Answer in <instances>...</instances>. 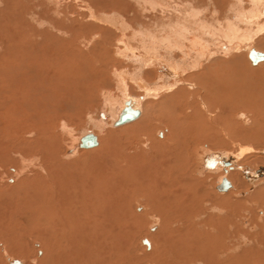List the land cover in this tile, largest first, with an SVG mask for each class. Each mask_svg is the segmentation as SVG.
<instances>
[{
  "label": "rangeland",
  "instance_id": "rangeland-1",
  "mask_svg": "<svg viewBox=\"0 0 264 264\" xmlns=\"http://www.w3.org/2000/svg\"><path fill=\"white\" fill-rule=\"evenodd\" d=\"M242 1L245 8L249 7L246 0ZM187 2L194 3L192 6L199 9L200 13L202 12L199 15L200 19L198 17L196 20L197 24L190 27L193 28L191 38H195V35L200 33L195 30L200 23H203L204 26L208 24L209 27H218L222 23L224 25L227 20L236 21L228 11L230 4L238 3L235 0H215V2L213 0H0V264H9L7 260L9 258L21 261V264H38V261L44 257V251L42 242L33 236L42 233L45 234L43 237L46 241L49 238L47 242L51 245L49 247L55 250V255L50 257L49 262L45 264H60L59 261H62L61 264H65L66 259L69 260L66 264H69L70 261L75 264L76 262L77 264H92L93 260H95L93 264H151L150 260L158 262L159 259L161 262L164 261L163 264H166L176 257L175 260L168 263L199 264V258H206L205 260L210 261V264H222L223 261H226L223 264H264V244L256 242L255 245H252L254 241L250 243V238L246 237L249 232L245 230L240 234L243 229H248L245 225H243L244 228L241 226L244 218L248 217L243 210L244 207L229 197L218 198L220 193L215 190V185L218 183L217 177L222 171L219 168L216 171L210 170L214 159H218V157L229 159L228 157L239 154H242V158L234 159L237 161L235 164L241 169V171L236 170L238 172L235 173L237 180L238 178L243 179V175L247 176L248 173L261 166L264 167V159H257V157L264 156V63H260L256 67L248 64L251 69H254L252 71L246 69L242 59L231 63L232 56L242 55L243 57V54H246L242 50L243 48L237 51L233 46L226 44L227 49L232 48V51H228L225 55L216 53L218 46L214 41L216 38L213 39L205 29L201 42H204L202 45L208 49L207 52L211 50L209 53L213 54L207 53L203 58V73L199 74L198 69L187 68L182 73L183 75L176 80L167 77L165 69L169 64L183 66V69H186L189 61L191 62V57L187 60L186 57H183L184 48L173 47L176 34H173L175 31L172 27L177 21V16L186 15L183 13V9ZM225 4L228 5L227 8ZM216 6L221 8V13H217ZM205 8L212 14L204 10ZM212 11H216V14L214 13V15ZM245 27L240 24L241 29H245ZM176 29L179 28L176 27ZM162 30H164L163 33ZM166 39L169 40L162 42ZM253 39L250 44L264 52V33ZM246 43L248 44L245 42L241 46L245 47ZM178 73L181 72L178 71ZM186 75H190L192 78H188ZM186 79L189 82L192 80L201 82L202 85L208 87L205 99L206 106L209 108L208 112L200 107V98H197L196 101L190 99L187 103L186 98L192 92L191 88H187L182 83ZM173 83L175 85L171 88L174 90L168 93L166 88L172 86ZM158 88L160 92L155 95L154 90H158ZM240 88L241 90H239ZM125 100H130L131 103L133 102L132 104L136 105H134L135 107H138L142 113L141 117L125 125L114 127L115 115L123 109ZM246 112H249L254 119L251 130L248 129L251 125L247 119L242 123L243 127L238 124L240 120L247 117V115L244 116ZM240 113L241 115H239ZM191 114L194 115L191 116ZM179 115L181 118L178 121ZM153 118L160 119H157L160 122H152ZM169 119L182 123H178L181 126L173 122L170 123L175 126L174 132L169 142L165 143L163 140L169 131L166 127L164 128V124ZM147 123L148 125H146ZM129 127L130 129H128ZM46 128H48L47 131ZM147 130L148 133H146ZM163 130L164 135H162ZM87 133L98 137L100 143L97 148L91 150L78 148L77 140ZM225 135L226 137H224ZM11 138L15 140L12 141ZM172 138L173 140H171ZM206 139L210 140L209 143L213 144V147L205 144L206 148L209 147V151L208 156L203 157L204 153L196 145ZM53 140H57L56 143ZM241 146L249 148L250 152L248 150L242 153L236 151ZM188 147L189 149H187ZM137 159L141 160L140 162H143L144 165ZM146 159L149 163L145 161ZM138 163L139 167H137ZM114 166L115 168H112ZM182 166L187 167L182 169ZM198 166L203 169L195 170ZM133 168L136 170L133 171ZM154 168L157 170V172L154 170L156 173L153 171ZM245 169H248L247 174L244 173ZM168 170L169 172L165 173ZM202 171L210 172L212 176L204 187L197 182H192L194 176L202 175L200 174ZM162 172L166 177L169 176L172 180L176 179V182L180 175L183 176L182 178L189 176L192 179L191 184L188 187L185 186L191 204L187 203L185 206L179 202L169 203L166 197L156 195L154 180L156 176L164 175ZM213 172L215 174H212ZM216 172L220 173L216 174ZM127 174L132 177L128 179ZM149 174L152 177H149ZM229 175L230 173L227 176ZM115 177L119 178V180L116 179L119 184L116 180L113 181ZM240 182L241 190H246V185L242 181ZM127 184L133 185V188L129 189ZM177 186L179 185L177 184ZM45 194L46 196H44ZM138 194L144 198L149 197L150 199H147L152 200L151 202L154 200L156 214L154 212L153 214L155 216H151L150 213L142 217L144 220L137 217L142 213L144 215L146 211L144 205L136 204V200L140 197ZM127 195L128 197H126ZM152 195L154 199H152ZM89 196L90 198H86ZM164 202L165 204H163ZM46 203H51L50 205L53 204L54 207ZM91 203H93L95 211ZM24 206L26 207L24 208ZM140 207L141 211L138 209ZM50 210L52 213L49 212ZM84 210L86 214L89 213L87 216L83 213ZM91 210L96 214L94 216L96 220L100 217L98 222L94 219V213ZM258 210L255 209L253 214L260 217ZM102 211L105 212L102 213L103 217L98 214ZM203 211L206 213L204 221L208 222L207 226H204V230L209 228L214 232L208 235L195 227L194 229L200 232V236L195 234L192 239H190L192 235L190 238L181 236V232L186 226L188 228L190 223L204 217L201 216ZM197 212L200 213L201 218L196 217ZM12 213L15 214L12 215ZM44 214L45 216H43ZM74 214L76 215L74 216ZM102 214L100 213V215ZM77 215L79 216L76 217ZM41 216L44 218L43 220ZM207 216L210 218L208 219L210 222L206 220ZM84 217H87L89 221ZM77 218L80 219L78 222ZM62 219L64 222L60 221ZM53 220L54 223H52ZM94 221L102 222L99 223L101 225L97 224L96 226ZM65 223L68 224L66 225L68 229ZM74 223H77L76 227L75 229L72 227L73 231H71V225ZM102 223L103 225L108 223V225L104 227ZM167 223L169 224L167 225ZM58 224L60 227L57 226ZM158 224L159 228H163V234L169 237L166 247L170 252L166 247L164 250L159 247V253L154 255L153 259L145 260L143 255L150 252V249L145 247L142 241L145 240L149 245L151 244L150 235L159 230ZM231 225L235 226L234 233L238 235L231 233L232 236H230ZM40 226H42L41 231ZM47 229L49 230L47 231ZM53 234H56L55 237ZM50 238L54 239L50 240ZM51 241L58 242L50 244ZM62 243L63 245H61ZM88 245L91 249H88ZM56 246L63 254L55 248ZM180 246L181 249H178ZM223 246L233 248L236 259H232L234 256L226 259V256H221L219 250H222ZM211 249L217 254L214 251L213 254L206 252ZM53 250L52 252H54ZM10 251L12 253L23 252L26 256L16 257L11 255ZM93 251L95 252L93 253ZM171 252L173 255H169V253L172 254ZM86 253L91 256H85ZM56 254L58 257L60 254L63 256L58 258ZM237 254H243L242 258ZM179 256L180 262L177 263ZM60 258L61 260H59ZM52 259H55L54 263H52ZM72 262L70 264H74Z\"/></svg>",
  "mask_w": 264,
  "mask_h": 264
},
{
  "label": "bare ground",
  "instance_id": "bare-ground-1",
  "mask_svg": "<svg viewBox=\"0 0 264 264\" xmlns=\"http://www.w3.org/2000/svg\"><path fill=\"white\" fill-rule=\"evenodd\" d=\"M166 1V0H165ZM214 2H215V0H213ZM225 1H227V0H225ZM232 1V0H231ZM236 2L238 1V3H234V4H230V6H229V12H230V14H231V16L232 17H234L235 18V20L236 21H230V20H227V22L226 23H224V25H223V23H222V25H219L218 27H214V26H212V27H209L208 26V24H207V26L209 27H207V26H204L203 25V23L201 24L200 23V21H198L200 24H199V26H196L194 29L196 30V31H198V32H200L199 34L197 33L194 37L195 38H191L190 37V35H191V32H192V29L193 28H190L191 27V25H193V24H197V22H196V20H197V18L199 17V15L202 13H200L199 11V9H196L195 7H193L194 5V3H188L187 2V4H186V7L183 9V13L184 14H186L185 16H183L182 14L181 15H179V16H177L178 18H180L179 20H178V18H177V21H176V23L174 22V25H173V27H172V24H171V27L174 29V31H175V33H173V34H176V37H174V39H175V42L173 43V44H175V45H173V47L174 46H179L178 48L179 49H181V48H184V56L183 57H186V60L187 59H189V57H191V62L189 61V63H188V65H187V67H186V69L184 68L183 69V66L181 67V66H172V65H168L167 66V69H165V74H166V76L167 77H170L172 80H176V79H178V78H180V76L181 75H183L182 73H184L185 72V70H187V68H189V69H191V70H193V69H198V71L200 72L199 74H201V73H203L202 72V67H203V58L207 55V53L209 54V55H212L213 53H209L210 51H208L207 52V48L206 47H204V45H202V43H204V42H201L202 40V34H203V31L206 29V31H207V33L209 34V35H211L212 37H213V39L214 38H216L214 41H216L217 42V50H216V53L218 52L219 54H222V55H225L228 51H232V48H228L227 49V45L226 44H229V45H231V46H233L237 51L238 50H241V48H243L242 50L243 51H245L246 52V54H243V57H242V55H240V56H236V55H234V56H232L231 57V63H236L237 61H238V59H242L243 60V63H246V61H247V64H250L251 65V63H250V61H249V59H248V53H249V51L251 50V49H254L256 52H260V53H262L263 54V58H264V52L263 51H260L259 49H257V47H255V46H252L250 43H251V41L252 40H254L253 38H256L257 37V35H262L263 33H264V0H246V2H248L249 3V7H247V8H245L244 7V5H243V1L242 0H235ZM230 2V1H229ZM228 2V3H229ZM182 5L184 4V3H181ZM154 5V4H153ZM193 5V6H192ZM217 5V4H216ZM224 5V4H223ZM196 6V5H195ZM225 6H226V4H225ZM228 6V5H227ZM227 6H226V8H227ZM214 7V6H213ZM215 8H217V13H221V8L220 7H218V6H216ZM204 10H206V8L204 9ZM179 11V10H178ZM207 11V10H206ZM211 11V10H210ZM207 12H209V11H207ZM213 12V11H212ZM216 12V11H215ZM215 12H213V14L215 13ZM209 13H211V12H209ZM228 13V12H227ZM212 14V13H211ZM216 14V13H215ZM214 14V15H215ZM175 15H176V13H175ZM222 15V14H221ZM221 15L219 16V18L221 17ZM162 16V15H161ZM203 16V15H202ZM174 17V16H173ZM201 17V16H200ZM200 17L198 18V19H200ZM233 19V18H232ZM216 21H217V19H215ZM262 22H261V21ZM214 21V20H213ZM226 21V20H225ZM202 22H203V20H202ZM219 23H220V20L218 21ZM217 22V23H218ZM189 23V24H188ZM240 24L241 25H245L246 27H245V29H241L240 28ZM127 25V24H126ZM176 27L177 28H179V29H176ZM193 27V26H192ZM207 27V28H206ZM166 28H168V27H166ZM161 29V28H160ZM172 29V30H173ZM163 31L164 30H162V33H163ZM166 31V30H165ZM169 31V30H168ZM172 32V31H171ZM170 35V34H169ZM175 36V35H174ZM200 38V39H199ZM161 39V38H160ZM171 39V38H170ZM258 39V38H257ZM169 40V39H168ZM167 39H166V41H162V42H167L168 41ZM171 41V40H170ZM152 42V41H151ZM201 42V43H200ZM245 42H248V44L245 46V47H242L241 46V44H243V43H245ZM261 42V41H260ZM153 44V43H152ZM161 45V44H160ZM216 45V44H215ZM151 47V46H150ZM169 48V47H168ZM168 48H166V49H168ZM176 48V47H175ZM170 49V48H169ZM172 49V48H171ZM178 49V50H179ZM183 50V49H182ZM169 51V50H168ZM181 52V51H180ZM167 53V52H166ZM170 53V52H169ZM181 53H183V52H181ZM170 55V54H169ZM172 55V54H171ZM45 56V55H44ZM25 57H27V56H25ZM157 57V56H156ZM155 58V57H154ZM206 59V58H205ZM214 59V58H213ZM244 59H245V61H244ZM33 60V59H32ZM242 62V61H241ZM162 63V62H161ZM260 63H264V59H263V61H261V62H259L258 64H256L255 66H253V65H251L252 67H256V66H259L260 65ZM184 65V64H183ZM21 66V65H20ZM236 66V65H235ZM249 66V65H248ZM104 67V66H103ZM233 67V66H232ZM166 68V67H165ZM182 69V70H181ZM237 69V68H236ZM179 72H181L180 74L178 73V71ZM248 70V69H247ZM197 71V70H196ZM231 72V71H230ZM29 73V72H28ZM53 73V72H52ZM118 74V73H117ZM198 74V75H199ZM235 74V73H234ZM53 75V74H52ZM164 75V74H163ZM186 76H188V75H186ZM188 78H192L190 75L188 76ZM203 79V78H202ZM182 80V79H181ZM197 80H198V78H197ZM200 80V79H199ZM202 81V80H201ZM144 83V82H143ZM183 85H185L187 88H191V92H192V94L190 95V96H188L187 98H186V101H187V103H189V101H190V99L192 100H194V101H196V99L197 98H200V102H199V105H200V107L202 108V110L204 109V111L205 112H208L209 111V108H208V106H206V103H205V99L207 98V92H208V90H207V88L208 87H206V86H204V85H202L201 84V82L199 83L198 81H194V80H192V82H189L187 79L186 80H183ZM27 84V83H26ZM193 84H194V86H193ZM224 84V83H223ZM143 85V84H142ZM141 85V86H142ZM175 84L173 83V85L172 86H169V87H167L166 89H168L167 91H168V93H170V92H172L174 89H172L173 88V86H174ZM39 86V85H38ZM172 87V88H171ZM193 87V88H192ZM141 88H143V86L141 87ZM254 88V87H253ZM4 89H5V87H4ZM40 89V88H39ZM161 89H164L163 87H161ZM165 89V90H166ZM210 89V88H209ZM238 89V88H237ZM239 90H241V88L239 89ZM242 90H243V88H242ZM252 90V89H251ZM20 92V91H19ZM42 92V91H41ZM154 92H156V94L155 95H157L158 94V92H160V89L158 88V90H154ZM174 92H177V91H174ZM223 92V91H222ZM24 93V92H23ZM249 93V92H248ZM28 94V93H27ZM173 94V93H172ZM19 95V94H18ZM26 95V94H25ZM201 95V96H200ZM245 95V94H244ZM32 96V95H31ZM3 97V96H2ZM7 97V96H6ZM26 97H28V96H26ZM204 97V98H203ZM192 100V101H193ZM199 100V99H198ZM33 101V100H32ZM41 101V100H40ZM109 101V100H108ZM111 101H112V99H111ZM128 101H130V100H128ZM125 102H126V100H125ZM124 102V103H125ZM26 103V102H25ZM133 103V102H132ZM131 102H130V104H131V108L132 109H136V110H138V107H135L136 105L135 104H132ZM40 104V103H39ZM113 105V104H112ZM135 105V106H134ZM33 106H35V105H33ZM43 106H45L44 104H43ZM210 106V105H209ZM27 107V106H26ZM41 108V107H40ZM44 108V107H43ZM3 109V108H2ZM207 109V110H206ZM47 110V109H46ZM228 110V109H227ZM9 111V110H8ZM12 111V110H11ZM23 111H24V109H23ZM44 111H45V109H44ZM210 111H211V109H210ZM236 111V110H235ZM121 112V111H120ZM120 112L118 113V114H116L115 116H116V119L118 118V116H119V114H120ZM173 112H174V110H173ZM6 113H8V112H6ZM175 113V112H174ZM14 114V113H13ZM141 112H140V115L138 116L139 118L141 117ZM210 114V113H209ZM208 114V115H209ZM254 114H256V113H254ZM24 115V114H23ZM44 115V114H43ZM194 114H191V116H193ZM239 115H241V113L239 114ZM247 115V117L244 119L243 118V120H240L239 122L241 123H238L239 125H240V127L242 126V123H244L245 121H246V119L247 120H249L250 121V125L251 124H253V117H252V115H250L249 114V112H246L245 113V115L244 116H246ZM187 116V115H186ZM218 116V115H217ZM32 117V116H31ZM31 117H29V118H31ZM34 117V116H33ZM41 117V116H40ZM155 117V116H154ZM167 117V116H166ZM55 118H57V117H55ZM151 118V117H150ZM150 118H149V122H150ZM179 118H181V116L179 115L178 116V121L180 120ZM199 118V117H198ZM32 119V118H31ZM57 119H59V118H57ZM137 119V118H136ZM135 119V120H136ZM158 119V118H157ZM155 119V118H153V121L152 122H157L158 120H160V119ZM5 120V119H4ZM55 120V119H54ZM139 120V119H138ZM146 120V119H145ZM144 120V123L146 122ZM152 120V119H151ZM177 120H172V119H169V121L166 123V122H164V123H166V124H164V128L166 127L167 128V130L169 131H167L168 132V134H166L167 136L165 137V136H163V137H165V139L163 140L165 143H166V141H168L169 142V140H170V137H172V133L174 132V127L175 126H173L175 123L178 125V121ZM116 121V120H115ZM162 121V123H163V120H161ZM44 122V121H43ZM53 122V121H52ZM133 122V121H132ZM148 122V123H149ZM158 122H160V121H158ZM174 123L173 125H170V123ZM211 122V121H210ZM237 122V121H236ZM135 123V122H134ZM143 123V124H144ZM148 123L146 124V125H148ZM162 123H161V125H162ZM182 122H180L179 124H181ZM55 124V123H54ZM114 124V123H113ZM139 124V123H138ZM125 125V124H124ZM150 125V124H149ZM153 125H154V123H153ZM42 126V125H41ZM178 126H181V125H178ZM138 127V126H137ZM159 127V126H158ZM161 127V126H160ZM173 127V128H172ZM243 127V126H242ZM251 127H252V125L248 128L249 130H251ZM132 128V127H131ZM153 128V127H152ZM21 129V128H20ZM47 129L48 128H46V131H47ZM128 129H130V127L128 128ZM147 129H149V128H147ZM151 129V128H150ZM179 129V128H178ZM22 130H25L24 128H22ZM244 130V129H243ZM6 131V130H5ZM42 131V130H41ZM226 131V130H225ZM22 132V131H21ZM144 132V131H143ZM183 132V131H182ZM230 132V131H229ZM3 133H4V131H3ZM42 133H43V131H42ZM145 133V132H144ZM143 133V134H144ZM146 133H148V130L146 131ZM149 133H151L150 131H149ZM223 134V133H222ZM145 135H147V134H145ZM149 135V134H148ZM162 135H164V130H163V134ZM43 136V135H42ZM84 136V135H83ZM95 136V135H94ZM176 136V135H175ZM209 136V135H208ZM11 137V136H10ZM147 137V136H146ZM151 137V136H150ZM153 137V136H152ZM205 137V136H204ZM224 137H226V135L224 136ZM252 137V136H251ZM16 138H17V136H16ZM57 138V137H56ZM54 139V138H53ZM96 139H97V142H98V145L96 146V147H94V148H91V149H95V148H97L98 146H99V139H98V137L96 136ZM155 139H156V137H155ZM11 140L12 141H14L15 139H12L11 138ZM152 140V139H151ZM161 140V139H160ZM171 140H173V138L171 139ZM176 140V139H175ZM185 140V139H184ZM37 141V140H36ZM55 143H56V141L55 140H53ZM155 141V140H154ZM178 141V140H177ZM183 141V140H182ZM194 141H196V140H194ZM209 139H206V140H204V141H202V142H200L199 144H197L196 146L198 147L199 146V150L202 152V153H204L202 156L203 157H205V156H208V151H209V147H213V144H211V143H209ZM223 141V140H222ZM16 142V141H15ZM77 142H79V139L77 140ZM186 142V141H185ZM197 142V141H196ZM37 143H38V141H37ZM36 143V144H37ZM51 143V142H50ZM154 143V142H153ZM162 143V142H161ZM171 143V142H170ZM21 144V143H20ZM32 144V143H31ZM35 144V145H36ZM49 144V143H48ZM53 144V143H52ZM150 144V143H149ZM175 144V143H174ZM188 144H190V143H188ZM205 144H207L209 147L208 148H206L205 146ZM12 145V144H11ZM34 145V146H35ZM137 145H139V144H137ZM160 145V144H159ZM205 145V146H204ZM27 146V145H26ZM30 146V145H29ZM54 146V145H53ZM78 146V145H77ZM195 146V147H196ZM22 147V146H21ZM139 147V146H138ZM155 147H157V146H155ZM184 148H186V147H184ZM10 149V148H9ZM22 149V148H21ZM90 149V150H91ZM171 149V148H170ZM187 149H189V147L187 148ZM20 150V149H19ZM47 150V149H46ZM58 150V149H57ZM86 150H89V149H86ZM145 150V149H144ZM143 150V151H144ZM147 150V149H146ZM157 150V149H156ZM249 151L250 152V149L249 148H242V146L238 149V150H236V151H238L239 153H242V152H244V151ZM149 151V150H148ZM212 151V150H211ZM214 151V150H213ZM212 151V152H213ZM14 152V151H13ZM34 153V152H33ZM48 153V152H47ZM146 153V152H145ZM229 153V152H228ZM25 154V153H24ZM126 154V153H125ZM153 154H154V152H153ZM185 154V153H184ZM227 154V153H226ZM235 154V153H234ZM233 154V155H234ZM263 154V153H262ZM131 155V154H130ZM192 155V154H191ZM197 155V154H196ZM22 156V155H21ZM132 156V155H131ZM135 156V155H134ZM137 156V155H136ZM189 156H190V154H189ZM242 156V154L240 155H238V156H232V157H228L229 159H231L232 160V162H233V164L234 163H236L237 161L236 160H234L235 158L236 159H239L240 157ZM23 157V156H22ZM21 157V158H22ZM147 157V156H146ZM163 157V156H162ZM181 157V156H180ZM192 157V156H191ZM158 158H160V157H158ZM164 158V157H163ZM173 158V157H172ZM189 158V157H188ZM242 158V157H241ZM157 159V158H156ZM220 159H222V161H223V159L224 160H227L228 161V159H225V158H223V157H220ZM257 159H264V156H261V157H257ZM130 160V159H129ZM128 160V161H129ZM132 161H133V159H131ZM135 161H136V159H134ZM140 160V159H139ZM148 159H146L145 161H147ZM189 160V159H188ZM190 160H191V158H190ZM127 161V162H128ZM137 161H138V159H137ZM141 161V160H140ZM140 161H138V162H140ZM143 161V160H142ZM149 161H151V160H149ZM154 160H152L151 162H153ZM236 161V162H235ZM123 162H125V161H123ZM122 162V163H123ZM126 162V163H127ZM164 162V161H163ZM168 162V161H167ZM126 163H124V164H126ZM135 163V162H134ZM140 163H142L143 164V162H140ZM147 163H149L148 161H147ZM184 163V162H183ZM189 163V162H188ZM132 164H133V162H132ZM137 164V163H136ZM146 164V163H145ZM155 164V163H154ZM154 164L152 165L153 167H154ZM158 164V163H157ZM165 164V163H164ZM231 164V163H230ZM121 165V164H120ZM134 165V164H133ZM133 165H131V166H133ZM141 165V164H140ZM144 165V164H143ZM142 165V166H143ZM147 165V164H146ZM150 165V164H149ZM183 165V164H182ZM190 165V164H189ZM200 165V164H199ZM117 166V165H116ZM125 166V165H124ZM123 166V167H124ZM128 166V165H127ZM152 166H151V168H152ZM218 166V165H217ZM216 166V167H217ZM120 167V166H119ZM137 167H139V163H138V166ZM137 167H135V168H137ZM156 167V166H155ZM181 167V166H180ZM183 167L185 168V167H187V166H182V169H183ZM111 168V167H110ZM112 168H115V166L114 167H112ZM120 168H122V167H120ZM141 168V167H140ZM145 168V167H144ZM147 168V167H146ZM149 168V167H148ZM151 168H150V170H151ZM158 166H157V170H158ZM164 168H165V166H164ZM167 168V167H166ZM189 168V167H188ZM187 168V169H188ZM43 169V168H42ZM126 169V168H125ZM134 169V168H133ZM132 169V170H133ZM139 169V168H138ZM167 169H169V168H167ZM177 169V168H176ZM198 169H203V167H201L200 168V166H198L195 170H197L198 171ZM220 169V168H219ZM219 169H217V170H219ZM227 169V168H226ZM225 169V170H226ZM258 169V168H257ZM257 169L256 170H253V172L251 171L250 173H248V175L247 176H244L243 175V179H239L238 178V180H237V177H236V174L235 173H238V172H232V173H230V175L229 176H227V180L226 181H228V183L230 184V190H228V191H223V192H219L220 194H218V198H224V197H229L230 199H233V200H236L237 201V203H239V204H241L242 205V207H244L243 208V210L246 212V216H248V217H246V218H244V221H242L241 222V226L243 227V225H245V227L246 228H248V229H243L241 232H240V234L241 233H243L244 232V230L246 231V232H249V234L248 235H246V237L247 238H250V240H251V242L250 243H252L253 241V243H252V245L254 244H256V242L259 244H264V167H262V169H261V172L263 173V174H261V175H256L257 174ZM114 170V169H113ZM131 170V169H130ZM136 169H134L133 171H135ZM155 170V168L153 169V171ZM157 170H155L156 172H157ZM165 170V169H164ZM154 171V172H155ZM160 171H162L161 169H160ZM186 171V170H185ZM216 171V170H215ZM221 171H223V170H221ZM227 171V170H226ZM123 172V171H122ZM127 172V171H126ZM126 172H125V174H126ZM155 172V173H156ZM164 172V171H163ZM162 172V173H163ZM167 172H169V170L168 171H166L165 173H167ZM146 173H147V170H146ZM149 173V172H148ZM151 173V172H150ZM159 173V172H158ZM176 173V172H175ZM217 173H220V172H216V174ZM120 174V173H119ZM130 174V173H129ZM131 174H132V172H131ZM164 174V173H163ZM200 174H202V175H197V176H194L193 177V179L194 180H192L189 176H187V177H184V178H182L183 176H179L180 178H177V182L175 181L176 179H174V180H172V179H170V177L168 176V177H166V175L164 174V175H158V176H156L155 177V183H156V191H157V193H156V195H158V196H164V197H166L167 198V200H169L168 202L170 203V202H174V203H178L179 202V204L181 203V204H184L185 206H187L186 204L187 203H190L191 202V200H189V193H188V191H187V188L186 187H188L190 184H191V180H192V182H197V183H199L200 185H202L203 187H204V185L208 182V179L209 178H212V176L210 175L211 173L210 172H205V171H202V172H200ZM212 174H215L214 172L212 173ZM128 175V174H127ZM184 175V174H183ZM188 175H189V172H188ZM192 175V174H191ZM190 175V176H191ZM118 176V175H117ZM116 176V177H117ZM146 176V175H145ZM148 176V175H147ZM152 177V175L151 174H149V177ZM160 176V177H159ZM184 176H186V174L184 175ZM215 176V175H214ZM219 177H217V175H216V177L219 179V181L217 180V182L220 184V181H221V179H222V177H225V176H223L222 175V173L220 174V175H218ZM36 177V176H35ZM114 178V182H115V180L117 179V178ZM119 177V176H118ZM132 177V176H131ZM131 177H129V175H128V179L129 178H131ZM242 177V176H241ZM134 178V177H133ZM200 178V179H199ZM106 179V178H105ZM148 179H150V178H148ZM112 180V179H111ZM117 180H119V178L117 179ZM117 180H116V182H117ZM104 181V180H103ZM131 181V180H130ZM150 181V180H149ZM240 181H242L245 185H246V187H247V189L246 190H244V191H242L241 190V182ZM32 182V181H31ZM120 182H123V181H121L120 180ZM132 182H133V180H132ZM135 182V181H134ZM118 184H119V181L117 182ZM155 183H154V185H155ZM216 183V182H215ZM217 183V184H218ZM24 184V183H23ZM110 184V183H109ZM116 184V183H115ZM124 184V183H123ZM177 184L179 185V186H177ZM216 184V185H217ZM117 185V184H116ZM124 185H126V183L124 184ZM128 185V184H127ZM132 185V184H131ZM216 185H215V188H217L216 187ZM56 186V185H55ZM85 186V185H84ZM101 186H103L102 184H101ZM113 186V185H112ZM129 186V185H128ZM136 186V185H135ZM139 186V185H138ZM146 186V185H145ZM186 186V187H185ZM78 187V186H77ZM94 187V186H93ZM115 187V186H114ZM122 186L120 185V188H121ZM130 187H132L133 188V185L132 186H129L128 188L130 189ZM199 187V186H198ZM214 187V186H213ZM66 188V187H65ZM88 188V187H87ZM108 188V187H107ZM123 188H125V186H123ZM135 188V187H134ZM206 188H208V187H206ZM105 189V188H104ZM111 189H112V187H111ZM136 189H138V188H136ZM205 189V188H204ZM210 189V188H209ZM212 189V188H211ZM88 190V189H87ZM93 190V189H92ZM91 190V191H92ZM102 190V189H101ZM122 190V189H121ZM126 190H128L127 188H126ZM132 190V189H131ZM201 190V189H200ZM213 190H214V188H213ZM76 191V190H75ZM96 191V190H95ZM97 191H98V189H97ZM105 191V190H104ZM133 191V190H132ZM202 191V190H201ZM230 191H232L231 193H229ZM106 192H108V191H106ZM105 192V193H106ZM226 192V193H225ZM66 193H67V191H66ZM91 193H93V192H91ZM127 193H128V191H127ZM133 193H134V191H133ZM229 193V194H228ZM60 194V193H59ZM68 194V193H67ZM71 194V193H70ZM73 194V193H72ZM95 194H97V193H95ZM129 194V193H128ZM135 194H136V192H135ZM39 195V194H38ZM88 195V194H87ZM89 195H93V194H89ZM98 195V194H97ZM97 195H95V196H97ZM100 195V194H99ZM108 195V194H107ZM112 196H113V194H111ZM115 195V194H114ZM122 196H123V194H121ZM125 195V194H124ZM139 195V194H138ZM44 196H46V194L44 195ZM106 196V195H105ZM111 196V197H112ZM129 196H130V194H129ZM140 196V195H139ZM143 196H144V193H143ZM142 195L136 200V204H140V205H144V207L146 208V211H145V214L143 215V213L140 215L139 213V216H137V217H144V216H147L148 214H150L151 213V216L152 215H154L153 214V212L155 213V203L153 204V202H154V200H153V202H151L150 200H148V199H150L149 197H147V198H144ZM146 196H147V194H146ZM197 196V195H196ZM70 197V196H69ZM84 197H85V195H84ZM107 197V196H106ZM117 197V196H116ZM126 197H128V195L126 196ZM126 197H124V198H126ZM131 197H134V196H131ZM190 197H192L191 195H190ZM239 197V198H238ZM35 198V197H34ZM80 198V197H79ZM86 198H90V196L89 197H86ZM102 198V197H101ZM135 198V197H134ZM133 198V199H134ZM98 200H99V198H97ZM103 199V198H102ZM123 199V198H122ZM152 199H154L153 198V195H152ZM159 199V198H158ZM203 199V198H202ZM228 199V198H227ZM38 200V199H37ZM37 200H36V202H37ZM41 200V199H40ZM132 200V199H131ZM135 200V199H134ZM157 200V199H156ZM193 200V199H192ZM93 201V200H92ZM92 201H90V202H92ZM105 201V200H104ZM190 201V202H189ZM197 201V200H196ZM203 201V200H202ZM46 202V201H45ZM81 202V201H80ZM83 202V201H82ZM88 202V201H87ZM98 202V201H97ZM126 202V201H125ZM131 202V201H130ZM225 202V201H224ZM79 203V202H78ZM124 203V202H123ZM218 203V202H217ZM23 204V203H22ZM28 204V203H27ZM44 204V203H43ZM46 204H48L49 206H52L53 204H54V202H53V204L52 205H50L51 203H46ZM45 204V205H46ZM72 204V203H71ZM70 204V205H71ZM86 204V203H85ZM88 204V203H87ZM92 205H93V203H91ZM97 204H100V203H97ZM106 204H107V202H106ZM133 204H134V202H133ZM158 204H160V202H158ZM163 204H165V202L163 203ZM167 204V203H166ZM191 204V203H190ZM189 204V205H190ZM221 204V203H220ZM56 205V204H55ZM73 205V204H72ZM76 205V204H75ZM81 205H82V203H81ZM104 205V204H103ZM120 205H121V203H120ZM162 205V204H161ZM169 205V204H168ZM198 205V204H197ZM15 206H16V204H15ZM57 206V205H56ZM55 206V207H56ZM67 207H69L68 205H66ZM74 206V205H73ZM85 206V205H84ZM95 206H96V204H95ZM122 206V205H121ZM124 206V205H123ZM133 206V205H132ZM131 206V207H132ZM174 206V205H173ZM173 206H170V207H173ZM226 206V205H225ZM240 206V205H239ZM26 206H24V208H25ZM38 207H39V205H38ZM53 207H54V205H53ZM72 207V206H71ZM75 207V206H74ZM93 207V209H94V205L92 206ZM98 207V206H97ZM97 207H95L96 209H97ZM137 207V206H136ZM162 207V206H161ZM241 207V206H240ZM66 208V207H65ZM91 208V207H90ZM101 208V207H100ZM159 208V207H158ZM182 208V207H181ZM187 208V207H186ZM192 208V207H191ZM46 209H47V207H46ZM62 209H64V208H62ZM69 209V208H68ZM88 209V208H87ZM92 209V210H93ZM122 209H124V208H122ZM138 209H140V211L142 210V208L140 207V208H138ZM178 209V208H177ZM197 209H198V207H197ZM204 209V208H203ZM255 209H259L257 212L259 213V215H260V217H258V216H255L253 213V211L255 210ZM24 210V209H23ZM49 210V209H48ZM55 210V209H54ZM65 210V209H64ZM63 210V213L65 212ZM91 210V212H93ZM99 210V209H98ZM173 210V209H172ZM171 210V211H172ZM176 210V209H175ZM211 210V209H210ZM78 211V210H77ZM82 211H83V209H82ZM85 211V210H84ZM94 211H95V209H94ZM101 211V210H100ZM167 211H169V210H167ZM174 211V210H173ZM217 211H218V209H217ZM216 211V212H217ZM239 211V210H238ZM241 211V210H240ZM239 211V212H240ZM30 212V211H29ZM49 212H51L52 213V211L50 210ZM48 212V214L49 215H51V213H49ZM59 212V211H58ZM61 212V211H60ZM71 212H72V210H71ZM79 212H80V210H79ZM88 212H90V211H88ZM97 212V211H96ZM135 212V211H134ZM144 212V211H143ZM189 212V211H188ZM200 212V211H199ZM199 212H197V214H196V217L198 216L199 218H201L199 215H200V213ZM21 213H22V210H21ZM62 213V212H61ZM62 213V214H63ZM83 213H85L86 214V211L85 212H83ZM94 213V212H93ZM101 214L102 213H105L104 211H102V212H100ZM100 213H98L99 214V216H101V217H103V214L102 215H100ZM169 213H170V211H169ZM169 213H167V214H169ZM175 213V212H174ZM192 213V212H191ZM222 213H223V211H222ZM228 213V212H227ZM244 213V212H243ZM11 214V213H10ZM13 214H15V213H12V215ZM40 214H41V212H40ZM53 214H55V213H53ZM66 214H68V213H66ZM76 214H79L78 212H76ZM76 214H74V216L76 215ZM89 214V213H88ZM88 214H86V216L88 215ZM97 214V215H98ZM156 214V213H155ZM185 214H187V213H185ZM205 212L203 211L202 212V215L201 216H204L202 219H199L198 221H196V222H198V223H196V222H194V223H190V225H188V228H186L185 227V229H184V231L183 232H181L182 234H181V236H185V237H189L190 238V236H191V238L190 239H192V237H193V235H195V234H198V236H200L201 234H200V232L199 231H204L205 232V234H208V235H211L213 232H214V230L213 229H209V228H207L206 230H204V226L206 227L207 226V223L208 222H205L204 221V219H205ZM239 214V213H238ZM245 214V213H244ZM30 215V214H29ZM71 215V214H70ZM73 215V214H72ZM71 215V216H72ZM84 215V214H83ZM82 215V216H83ZM90 215H92L91 213H90ZM89 215V216H90ZM96 214L94 213L93 214V217L95 216ZM108 215V214H107ZM182 215V214H181ZM189 215V214H188ZM191 215V214H190ZM207 215H208V213H207ZM226 215V214H225ZM231 215V214H230ZM243 215V214H242ZM35 216V215H34ZM43 216H45V214L43 215ZM61 216V215H60ZM69 216V215H68ZM67 216V217H68ZM79 215H77L76 217H78ZM121 216V215H120ZM155 216V215H154ZM153 216V217H154ZM166 216V215H165ZM171 216H173V215H171ZM193 216V215H192ZM195 216V215H194ZM244 217H245V215H243ZM30 217V216H29ZM42 217V216H41ZM53 217H54V215H53ZM53 217H51V219H54ZM62 217H63V215H62ZM64 217H66L65 216V214H64ZM127 217V216H126ZM159 217V216H158ZM161 217V216H160ZM164 217V216H163ZM168 217V216H167ZM186 217H188V216H186ZM210 217V216H209ZM233 217V216H232ZM25 218V217H24ZM72 220H73V218L72 217H70ZM82 218V217H81ZM87 218V217H86ZM85 217H84V219H86ZM105 218V217H104ZM168 218H170V217H168ZM183 218V217H182ZM231 218V217H230ZM248 218H253V219H249L248 220ZM37 219V218H36ZM44 218L42 217V220H43ZM65 219V218H64ZM94 219H95V217H94ZM98 219V218H97ZM99 219H100V217H99ZM98 219V220H99ZM102 219V218H101ZM119 219V218H118ZM121 219V218H120ZM143 219V218H142ZM173 220H174V218H172ZM179 219V218H178ZM184 219V218H183ZM192 219V218H191ZM197 219V218H196ZM208 219H210V218H208V216H207V218H206V220H208ZM222 219H224V218H222ZM241 219H242V217H241ZM246 219V220H245ZM49 220V219H48ZM56 220V219H55ZM65 220H67V219H65ZM71 220V221H72ZM78 220H80L79 218H77V222H78ZM96 220V219H95ZM98 220H96L97 222H98ZM135 220H136V218H135ZM137 220H139V219H137ZM144 220V219H143ZM157 220V219H156ZM155 220V221H156ZM160 220H162V219H160ZM163 220H164V218H163ZM162 220V221H163ZM170 221H171V219H169ZM172 220V221H173ZM182 220V219H181ZM189 220V219H188ZM193 220V219H192ZM220 220V219H219ZM240 220V219H239ZM58 221V220H57ZM57 221H56V224H57ZM61 222H64L63 221V219L62 220H60ZM87 221H89V219L87 218ZM107 221H108V218H107ZM159 221V220H158ZM183 221V220H182ZM185 221V220H184ZM209 221V220H208ZM220 221H222V220H220ZM237 221V220H236ZM235 221V222H236ZM55 221L53 220V222L52 223H54ZM60 222V223H61ZM70 222V221H69ZM81 222V221H80ZM85 222H86V220H85ZM92 222V221H91ZM90 222V223H91ZM97 222H95L94 221V224L96 223V226H97V224H98V226L99 225H101V224H99V223H101V222H99V223H97ZM133 222V221H132ZM169 222V221H168ZM179 222V221H178ZM177 222V223H178ZM186 222V221H185ZM188 222V221H187ZM210 222V221H209ZM37 223V222H36ZM43 223V222H42ZM59 223V222H58ZM68 223V222H67ZM67 223H65V226L66 225H68ZM71 223V222H70ZM72 223H73V221H72ZM89 223V222H88ZM130 223V222H129ZM162 223V222H161ZM164 223V222H163ZM170 223V222H169ZM169 223H167V225L169 224ZM174 223V222H173ZM176 223V224H177ZM219 223V222H218ZM217 223V224H218ZM233 224H234V222H232ZM28 224V223H27ZM38 224H39V222H38ZM37 224V225H38ZM41 224V223H40ZM46 224V223H45ZM48 224V223H47ZM63 224V223H62ZM75 224V226H73ZM73 225H71V229H72V227L75 229V227H76V224L77 223H74ZM212 224V223H211ZM231 224V223H230ZM36 225V224H35ZM49 225V224H48ZM52 225V224H51ZM60 224H58L57 226H59ZM80 225V224H79ZM82 225V224H81ZM91 225V224H90ZM102 225H103V223H102ZM105 225H108V223H106ZM105 225H103L104 227H106ZM155 225H156V223H155ZM210 225V224H209ZM236 225V224H235ZM39 226V225H38ZM43 226H44V224H43ZM46 226V225H45ZM64 226V227H65ZM70 226V225H69ZM95 225H93V227H94ZM158 226V228H159V224L157 225ZM177 226V225H176ZM215 226H216V224H215ZM41 227V229H40V231L42 230V226H40ZM54 227H56V226H54ZM60 227V226H59ZM92 227V226H91ZM103 227V228H104ZM167 227V226H166ZM195 227H197V228H199L198 230H195L194 228ZM210 227V226H209ZM213 228H214V226H212ZM228 227V226H227ZM227 227H226V229H227ZM231 227V232H229L230 233V236H232V235H235L236 233H234L235 231V226H233V225H231L230 226ZM45 228V227H44ZM44 228H43V232H44ZM58 228V227H57ZM66 228H67V226H66ZM94 228H96V227H94ZM211 228V227H210ZM216 228V227H215ZM220 228V227H219ZM219 228H217V229H219ZM222 228H225V227H222ZM244 228V227H243ZM64 229V228H63ZM68 229V228H67ZM70 229V230H71ZM77 229H78V227H77ZM76 229V230H77ZM88 229V228H87ZM152 229H154V228H152ZM171 229V228H170ZM216 229V230H217ZM230 229V228H229ZM228 229V230H229ZM236 229H237V227H236ZM49 229H47V231H48ZM76 230H74L75 232H76ZM103 230V229H102ZM162 230H163V228H159V230L158 231H155V233L154 234H152V235H150V245L147 243V246H146V244H145V247H147L148 249H150V252H148V253H146V254H144L143 255V258H145V260L146 259H150V258H152L154 255H156L157 253H159L158 252V249L160 250V248L162 247V249L164 250V248L166 247V244L168 243V240H169V237H168V235H164L163 234V232H162ZM178 230H179V228H178ZM181 230V229H180ZM215 230V231H216ZM39 231V232H40ZM47 231H45V232H47ZM56 231H58V230H56ZM65 231V230H64ZM71 231H73V229L71 230ZM83 231H84V229H83ZM167 231V230H166ZM170 231V230H169ZM219 231H221V230H219ZM34 232V231H33ZM36 232H38V231H36ZM36 232H35V234H36ZM59 232V231H58ZM70 232V231H69ZM74 232V233H75ZM96 232V231H95ZM172 232V231H171ZM222 232V231H221ZM220 232V233H221ZM227 232V231H226ZM74 233H72V234H74ZM217 233V232H216ZM219 233V234H220ZM231 233H232V235H231ZM43 234V235H42ZM42 234H37V235H34L33 237L34 238H36V239H39L41 242H42V247H43V251H44V257L40 260V261H38V264H41V263H43V264H45L46 262H49L48 260H49V258L51 257H53L54 255H55V250H53L52 248H50L51 247V245H49L47 242L49 241V238L47 239V241H46V239L43 237L45 234L44 233H42ZM56 234H58V233H56ZM55 234V235H56ZM78 234V233H77ZM92 234V233H91ZM90 234V235H91ZM218 234V235H219ZM223 234V233H222ZM32 235V234H31ZM50 235V234H49ZM54 235V234H53ZM52 235V236H53ZM55 235L53 236V237H55ZM105 235V234H104ZM217 235V236H218ZM236 235H238V234H236ZM72 236H75V235H72ZM77 236H79V235H77ZM106 236V235H105ZM207 236V235H206ZM68 237H70V236H68ZM67 237V238H68ZM174 237V236H173ZM202 237V236H201ZM214 237V236H213ZM234 237V236H233ZM244 237V236H243ZM61 238V237H60ZM67 238H66V240H67ZM182 238V237H181ZM196 238V237H195ZM210 238V237H209ZM53 240L54 238H50V240ZM105 239V238H104ZM199 239V238H198ZM203 239V238H202ZM201 239V240H202ZM58 240H60V239H58ZM70 240H71V238H70ZM70 240H68V241H70ZM74 240V239H73ZM88 240V239H87ZM178 240V239H177ZM186 240V239H185ZM201 240H199V241H201ZM94 241V240H93ZM190 241V240H189ZM193 241V240H192ZM53 242V244H57V242H55L54 243V241H51L50 242V244ZM209 242V241H208ZM207 242V243H208ZM70 243V242H69ZM176 243V242H175ZM188 244V243H187ZM197 244V243H196ZM195 244V245H196ZM61 245H63V243L61 244ZM60 245V246H61ZM87 245V244H86ZM89 245H91L90 243H89ZM88 245V246H89ZM94 245V244H93ZM171 245V244H170ZM169 245V246H170ZM178 245V244H177ZM209 245V244H208ZM217 245V244H216ZM251 245V246H252ZM50 246V247H49ZM55 246V245H54ZM65 246H67V245H65ZM64 246V247H65ZM69 246V245H68ZM71 246V245H70ZM103 246V245H102ZM172 246V245H171ZM173 246H174V244H173ZM199 246V245H198ZM203 246V245H202ZM218 246V245H217ZM226 246V245H225ZM264 246V245H263ZM262 246V247H263ZM58 247H59V245H58ZM64 247H63V249H64ZM92 247V246H91ZM160 247V248H159ZM177 247V246H176ZM224 247V246H223ZM56 249H57V246L55 247ZM66 248V247H65ZM90 248V246L88 247V249ZM103 248V247H102ZM167 248V251H169L168 250V247H166ZM173 248V247H172ZM181 249V246L180 247H178V249ZM195 248V247H194ZM225 248V247H224ZM222 248V250H219L220 252V255L221 256H223V257H225V259L226 258H229V257H231L232 258V256H234V258H232L233 260L234 259H236L235 257V255L236 254H234V252H233V248H231V247H227V248ZM228 248H230V249H228ZM54 251V252H52V250ZM59 249V248H58ZM57 249V250H58ZM70 249V248H69ZM91 249V248H90ZM177 249V248H176ZM178 249H177V251H178ZM186 249H187V247H186ZM191 249V248H190ZM216 249V248H215ZM219 249H220V247H219ZM263 249H264V247H263ZM93 250V249H92ZM91 250V251H92ZM146 250V249H145ZM175 250V249H174ZM185 250V249H184ZM201 250V249H200ZM207 250V249H206ZM205 250V251H206ZM216 250H218V248L216 249ZM251 250H252V248H251ZM9 251V250H8ZM59 251H60V249H59ZM90 251V252H91ZM162 251V250H161ZM166 251V250H165ZM164 251V252H165ZM167 251L165 252L166 254H167ZM173 253H175L173 250H171ZM194 251V250H193ZM198 251V250H197ZM202 251H204V250H202ZM214 250H208V251H206V252H210L209 254H213L212 252H213ZM253 251H254V249H253ZM61 252V251H60ZM73 252V251H72ZM95 251H93V253H94ZM98 252V251H97ZM163 252V251H162ZM170 252V251H169ZM171 252V253H172ZM206 252H205V254H206ZM214 252H216V251H214ZM71 253V252H70ZM173 253L172 254H170L169 253V255H173ZM203 253V252H202ZM10 254L11 255H13V256H16V257H24V256H26L23 252H19V253H12V251H10ZM61 254H63L62 252H61ZM59 255V257L60 256H63V255ZM90 254H92V252L90 253ZM89 254V255H90ZM107 254V253H106ZM179 254V253H178ZM205 254H204V256H205ZM215 254H217V252L215 253ZM261 254V253H260ZM57 255V254H56ZM88 256V257H90L87 253L85 254V256ZM162 255V253L160 254V256ZM181 255V254H180ZM219 255V254H218ZM218 255H216V256H218ZM238 255V254H237ZM241 255H243V254H241ZM241 255L239 254L238 256H240V258H242L241 257ZM68 256H69V254H68ZM74 256V255H73ZM93 256V255H92ZM108 256V255H107ZM168 256V255H167ZM166 256V257H167ZM176 256H177V254H176ZM196 256H197V254H196ZM195 255H194V257H196ZM202 256V255H201ZM212 257H213V255H211ZM211 256H210V258H211ZM215 256V257H216ZM237 256V257H238ZM251 256V255H250ZM57 257H58V255H57ZM58 257V258H59ZM67 257V256H66ZM75 257V256H74ZM172 257V256H171ZM174 257H175V255H174ZM203 257V256H202ZM27 258H29V257H27ZM65 258V257H64ZM100 258V257H99ZM160 258V257H159ZM163 258V257H162ZM164 258H165V255H164ZM173 258V257H172ZM177 258V257H176ZM176 258H174V259H172V260H170V261H173V260H175ZM179 258V260L177 259V263H178V261L180 262V256L178 257ZM239 258V257H238ZM26 259V258H25ZM62 259H63V257H62ZM66 259V258H65ZM77 259V258H76ZM81 260H83L82 258H80ZM87 259V258H86ZM92 259H93V257H92ZM131 259V258H130ZM153 259V258H152ZM157 259V258H156ZM168 260H169V258H167ZM171 259V258H170ZM186 259V258H185ZM192 259H193V257H192ZM191 259V260H192ZM206 258H204V259H200L199 258V261H198V263L200 262L201 264H210V261H208V260H205ZM213 259V258H212ZM221 259H223V258H221ZM220 259V260H221ZM231 259V260H232ZM8 261H9V264H13V261H17L18 262V264H21V261H18V260H16V259H12V258H9V259H7ZM54 260L55 259H52V263H54ZM56 260H58V259H56ZM59 260H61V258L59 259ZM67 261H69L68 259H66ZM65 260V261H66ZM75 260V259H74ZM79 260V259H78ZM78 260H76V261H78ZM91 260V259H90ZM190 260V261H191ZM241 260V259H240ZM30 261V260H29ZM64 261V262H65ZM66 261V262H67ZM87 261H88V259H87ZM93 261H95V260H93ZM92 261V264L94 263ZM142 261V260H141ZM165 261H167L166 259H165ZM170 261H168V262H170ZM195 261V260H194ZM217 261V260H216ZM227 261H229V260H227ZM27 262V261H26ZM62 262V261H61ZM61 262L59 261V263L61 264ZM63 262V263H64ZM66 262H65V264H66ZM70 262H72V261H70ZM70 262H69V264H70ZM79 262H80V260H79ZM164 262V261H163ZM163 262H161V259H159L158 260V262H152V260H150V263L151 264H163ZM167 262V263H168ZM220 263L222 262V261H219ZM31 263V262H30ZM72 263H74L75 264V262H72ZM82 263V262H81ZM85 263V262H84ZM106 263V262H105ZM166 263V264H167ZM182 263V262H181ZM195 263V262H194ZM199 263V264H200ZM223 263H226V261H223ZM222 263V264H223ZM76 264H77V262H76ZM86 264V263H85ZM89 264V263H88ZM169 264V263H168ZM175 264V263H174ZM186 264H188V263H186ZM190 264V263H189ZM196 264V263H195ZM231 264V263H230Z\"/></svg>",
  "mask_w": 264,
  "mask_h": 264
},
{
  "label": "water",
  "instance_id": "water-1",
  "mask_svg": "<svg viewBox=\"0 0 264 264\" xmlns=\"http://www.w3.org/2000/svg\"><path fill=\"white\" fill-rule=\"evenodd\" d=\"M248 59L251 65L255 66L259 62L263 61L264 58H263L262 53L256 52L254 49H251L248 53ZM139 115H140V111L136 109L135 110L132 109L130 101H126L124 103L123 109L121 110L113 126L118 127V126L130 123L134 121L136 118H138ZM97 145H98V142H97L96 136H94L92 133L85 134L79 139V142H78L79 149H91V148L96 147ZM229 187H230V184L228 183V181L223 179L220 187H217V190L226 191L227 189H229ZM142 242L146 244L147 246V242L145 240ZM13 264H18V262L13 261Z\"/></svg>",
  "mask_w": 264,
  "mask_h": 264
},
{
  "label": "flooded vegetation",
  "instance_id": "flooded-vegetation-1",
  "mask_svg": "<svg viewBox=\"0 0 264 264\" xmlns=\"http://www.w3.org/2000/svg\"><path fill=\"white\" fill-rule=\"evenodd\" d=\"M231 163V164H230ZM218 165V166H217ZM217 166V167H216ZM217 168H220L221 170H223L222 171V173H223V175H225V177H222V179H221V181H220V184L218 183L217 185H216V187H220V185H221V183H222V180L223 179H225V180H227V175L229 174V172L231 173V172H235L236 170H240L241 171V169L239 168V166L237 165V164H233V162L230 160V159H228V161L227 160H224L223 159V161H222V159H220V157H218V159H214L213 160V163H212V165H211V167H210V170L211 171H215V170H217ZM227 168V169H226ZM227 171H226V170ZM261 169H262V166L261 167H259L258 169H257V174L256 175H261V174H263L262 172H261ZM247 172H248V169H245V171H244V173H246L247 174ZM246 176V175H245ZM231 187V186H230ZM229 187V189H227L226 191H228V190H230L231 188ZM215 190H217V188L215 189ZM218 192H223V191H219V190H217Z\"/></svg>",
  "mask_w": 264,
  "mask_h": 264
},
{
  "label": "crops",
  "instance_id": "crops-1",
  "mask_svg": "<svg viewBox=\"0 0 264 264\" xmlns=\"http://www.w3.org/2000/svg\"><path fill=\"white\" fill-rule=\"evenodd\" d=\"M254 46V45H253ZM243 63V62H242ZM246 63H247V61H246ZM244 64L245 66H246V69H248V70H250V71H252V70H254L253 68L251 69L249 66H248V64Z\"/></svg>",
  "mask_w": 264,
  "mask_h": 264
}]
</instances>
